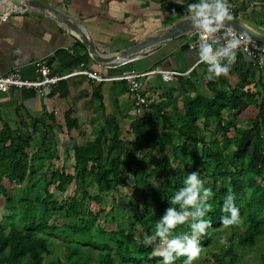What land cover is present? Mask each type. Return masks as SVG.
<instances>
[{"label": "trees", "instance_id": "1", "mask_svg": "<svg viewBox=\"0 0 264 264\" xmlns=\"http://www.w3.org/2000/svg\"><path fill=\"white\" fill-rule=\"evenodd\" d=\"M74 47L84 54L77 53L72 67L92 62L80 42ZM244 57L237 53L227 76L236 80L232 85L224 76L208 80V65H201L194 83L188 78L178 81L181 107L177 98L153 103L149 112L130 118L124 131L115 121L106 122L93 142L73 148L71 172L66 168L49 172L56 150L51 148V155H45L46 139L53 129L43 120L28 118L16 128L0 127V200L8 212L2 221L10 222H0V264H90L95 251L97 264H162L163 257L154 255L163 246L160 239L146 242L145 237L136 236V227L153 236L169 207L180 211L179 205L169 202L192 172L199 173L204 188L212 191L207 201L212 211L204 217L210 227L198 238L201 253L206 251L203 263L239 264L238 249L252 250L264 243V71L249 76L242 69ZM97 89L93 86L102 104ZM72 114L71 108L64 113L68 133L79 128ZM242 123L245 126H239ZM38 125L45 137L35 148L32 130ZM41 172L44 175L38 176ZM129 175L133 184L125 216L118 213L121 205L116 204V217L110 220L116 226L105 230L100 225L103 217L87 210L86 203L100 204L103 197L127 186ZM30 178L23 190H34V198L10 195L9 188ZM74 183H81L84 190L68 204L57 202L48 190L53 186L64 194ZM91 185L94 195L87 191ZM229 194L235 198L240 223L225 227L221 217L230 214L221 209ZM58 217L66 219L59 227L55 225ZM191 222L178 225L170 238L190 235ZM226 233L230 236L220 245V236ZM55 241L63 243L62 259L60 255L52 258ZM214 244L213 252L209 247ZM185 258H177L174 264H182ZM259 264H264V252L259 254Z\"/></svg>", "mask_w": 264, "mask_h": 264}, {"label": "crops", "instance_id": "2", "mask_svg": "<svg viewBox=\"0 0 264 264\" xmlns=\"http://www.w3.org/2000/svg\"><path fill=\"white\" fill-rule=\"evenodd\" d=\"M39 1L78 19L91 34L97 50L106 54L134 45L152 32L170 25L169 21L173 18L177 21L187 16L186 8L192 0ZM232 1L238 6L239 17L264 34V0ZM5 13L8 16L3 22L1 16ZM188 40V36L177 38L158 52L133 62L131 67L125 69L131 68L138 72L155 68L182 73L190 71L181 79L188 78L194 83L200 77L202 66L197 65L198 54L187 49ZM76 41L78 40L71 32L40 14L16 13L0 8V76L18 68L24 78L33 79V62L43 59L47 60L54 74L65 75L79 69L82 65L78 68L71 66L77 53L84 54V51L74 47ZM83 67L96 73H116L114 70L103 71L93 61ZM242 69L248 71L249 76L258 75L259 69L247 57H244ZM179 79L172 78L163 82L159 75H154L141 79L140 83L144 95L152 99L153 103L177 98L178 106L181 107L183 96L180 94ZM225 81L231 85L236 82L232 77H225ZM93 86L98 88L102 104ZM70 108L79 128L68 133L64 124V113ZM134 116L133 102L124 82L98 83L80 76L61 82L54 93L45 98H39L27 89L0 93V127L8 125L16 128L21 120L28 122V118H34L43 120L45 125L53 129V133L46 139L45 148L48 152L45 155H51L49 151L54 148L56 157L53 160L61 161V165H52L49 172L65 168L63 163L68 154L69 166H72L73 148L93 142L106 122L115 121L124 131L128 130L130 118ZM44 137L42 126H36L32 130V145L39 148ZM43 175L42 172L38 174Z\"/></svg>", "mask_w": 264, "mask_h": 264}, {"label": "clouds", "instance_id": "3", "mask_svg": "<svg viewBox=\"0 0 264 264\" xmlns=\"http://www.w3.org/2000/svg\"><path fill=\"white\" fill-rule=\"evenodd\" d=\"M230 7L228 0H196L186 8L191 27L199 35V60L208 65V80L227 77L236 62L237 52L248 42L246 34H237L229 26L228 22L234 19ZM243 50L247 51L246 48ZM183 183L184 186L169 202L171 205H179L180 211L176 207H169L156 223L154 235L147 237L149 243L158 237L164 245L154 253L155 256L163 257L162 264H174L179 257H186L183 264H194L201 254L198 238L210 227V221L204 217L212 211L211 205L207 203L212 196L211 189L204 188L197 172L189 173ZM224 201L221 210L230 216H222L221 224L225 227L239 224V209L234 196L229 194ZM189 220L192 221L189 225L190 235L170 238L172 230Z\"/></svg>", "mask_w": 264, "mask_h": 264}, {"label": "built area", "instance_id": "4", "mask_svg": "<svg viewBox=\"0 0 264 264\" xmlns=\"http://www.w3.org/2000/svg\"><path fill=\"white\" fill-rule=\"evenodd\" d=\"M230 4L231 14L235 13L239 16L238 6L236 2L228 0ZM8 14L5 13L1 16V21L5 22ZM237 34H241L238 33ZM219 35V34H218ZM189 37L186 47L189 51H194L198 54L199 35L196 32L187 35ZM246 48L247 51L243 49ZM237 53H241L249 58L253 64L260 70L264 71V45L257 43L248 37V42L244 44ZM199 56V54H198ZM128 63H118L110 65H98L103 71L114 70L113 75L104 73H96L89 70L87 67H80L74 69L68 74L60 75L54 74L48 65L47 60H37L33 62L34 78L26 79L22 76L21 71L15 68L0 76V93L6 94L9 91H19L23 89L31 90L37 97L45 98L50 95L58 85L66 80L74 77H85L93 82H124L127 85V92L133 102V112L136 116L141 115L143 112L148 111L153 104V100L144 95L141 88V79L148 78L154 75H159L163 82H168L172 78H181L187 76L189 72L182 73L177 71H163L158 68L151 69L146 72H138L133 69H125ZM197 65H207L198 59Z\"/></svg>", "mask_w": 264, "mask_h": 264}, {"label": "water", "instance_id": "5", "mask_svg": "<svg viewBox=\"0 0 264 264\" xmlns=\"http://www.w3.org/2000/svg\"><path fill=\"white\" fill-rule=\"evenodd\" d=\"M0 8L16 13L34 12L49 18L67 29L85 47L91 60L99 65L131 63L145 59L158 52L169 42L195 32L187 16L170 25L152 32L143 40L115 53H101L97 50L94 40L84 25L63 11L52 8L39 0H0ZM228 22L236 32L246 34L259 44L264 45V34L250 26L239 16Z\"/></svg>", "mask_w": 264, "mask_h": 264}, {"label": "rangeland", "instance_id": "6", "mask_svg": "<svg viewBox=\"0 0 264 264\" xmlns=\"http://www.w3.org/2000/svg\"><path fill=\"white\" fill-rule=\"evenodd\" d=\"M239 126H245L244 123L239 124ZM70 146H72L73 144H69ZM72 148V147H71ZM69 149V151H71L72 149ZM69 154L67 155V157H65V161L63 163V166L66 168L67 172H70V160H69ZM60 158L58 157L57 160H59ZM51 164L53 166L57 167L59 165H61V161L59 162H55V160H53L51 162ZM47 165V163H46ZM48 174V173H47ZM128 182H127V186L125 187H120L118 188L115 192L108 194L107 196L103 197L102 201L100 204H96L95 202H87L86 203V209L95 213V214H99L100 216L103 217V219L105 221H101L100 225L105 229V230H112L115 228L116 224L115 222H110V220L113 217H116L115 215V211L116 209H114L116 204H120L121 205V209H117L118 213L121 215L125 216V210L128 208V204L127 202V197L130 195L131 193V186L133 184V179L132 176L129 175L127 177ZM33 179H29L26 181V183H23L19 186H13L11 188H9V186H7L9 188V193L10 195H14L16 194H23V197H25L26 199L28 198H34L33 195L36 194V192L34 190L31 189H27V190H23V188L26 186L27 183H30V181ZM15 187V188H14ZM53 186H49L48 190L53 193L55 199L57 200V202L63 203V204H68L71 199L73 197H76L77 195L80 196L81 192H83L84 188L82 187L81 183H77V184H72L67 191L64 194H59L58 192L53 190ZM87 191L89 192L90 195H94L96 193V189L94 187V185H91L90 187L87 188ZM32 196V197H31ZM8 216V212L7 210L3 207L1 200H0V222H2L3 225H8L10 222H6V221H2L4 218H6ZM105 216V217H104ZM65 218L62 217H58V220L56 221V226L59 227L61 224H63L65 222ZM69 221V219L67 220V222ZM109 221V223H108ZM141 235L142 237H145V241H147V237H150L152 235H148L146 233V231L141 230V228L137 225L136 227V236ZM230 234L226 233V234H221L220 236V245H225L227 242V239L229 238ZM140 239V238H139ZM139 239H137L138 241H140ZM62 242L60 241H55L54 243V250L55 253L52 256V258L54 259L55 257H57L58 255H60V253L62 254ZM164 246V245H163ZM163 246L159 247V249H161ZM209 250L211 251H216L217 250V246L211 245L209 247ZM261 252H264V243L259 242L258 245L252 249V250H239L237 251L238 255H242L241 259L239 261V264H259V254H261ZM206 251L201 253L200 259H197L196 261H194V264H205L203 263V259L206 257ZM60 258L62 259L63 257ZM97 252H93L92 253V259H91V263L90 264H97ZM183 264V263H182ZM206 264H210V263H206Z\"/></svg>", "mask_w": 264, "mask_h": 264}]
</instances>
